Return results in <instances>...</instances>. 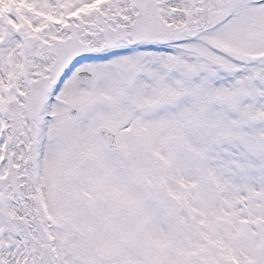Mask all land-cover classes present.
Returning <instances> with one entry per match:
<instances>
[{"label": "snow or ice", "instance_id": "snow-or-ice-1", "mask_svg": "<svg viewBox=\"0 0 264 264\" xmlns=\"http://www.w3.org/2000/svg\"><path fill=\"white\" fill-rule=\"evenodd\" d=\"M0 264H264V0H0Z\"/></svg>", "mask_w": 264, "mask_h": 264}]
</instances>
